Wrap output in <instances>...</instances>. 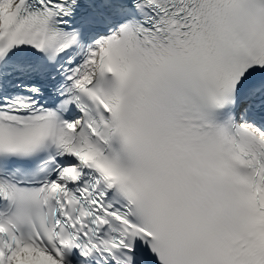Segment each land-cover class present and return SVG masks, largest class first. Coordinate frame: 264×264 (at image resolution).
<instances>
[{
	"label": "snow or ice",
	"instance_id": "obj_1",
	"mask_svg": "<svg viewBox=\"0 0 264 264\" xmlns=\"http://www.w3.org/2000/svg\"><path fill=\"white\" fill-rule=\"evenodd\" d=\"M0 264H264V0H0Z\"/></svg>",
	"mask_w": 264,
	"mask_h": 264
}]
</instances>
